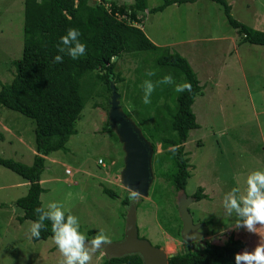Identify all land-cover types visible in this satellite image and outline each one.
I'll return each mask as SVG.
<instances>
[{"label": "rangeland", "instance_id": "1", "mask_svg": "<svg viewBox=\"0 0 264 264\" xmlns=\"http://www.w3.org/2000/svg\"><path fill=\"white\" fill-rule=\"evenodd\" d=\"M22 1L0 0V87L10 83L8 71L13 70L12 62L20 57L22 50ZM115 1L119 4L131 2ZM226 2L232 6L231 16L235 20L264 32V0ZM161 4L162 0H148L149 9ZM178 7L162 14H144L139 27L142 26L144 33L153 40L165 44L171 40L177 43L179 38H198L183 50L198 80L202 72H196L197 65L193 60L197 62L207 54L210 65L222 66L219 79L202 80L209 96H197L192 105L199 128L189 132L184 144L190 174L184 192L191 197L201 189L205 197L194 201L188 211L193 223L201 224L204 242L223 246L226 239L221 236L234 232L246 241L243 251L252 252L258 243H264V226L257 225L255 233L237 227L239 217L235 212L229 215L222 208V199L233 187L243 191L244 178L250 171L264 170V113L258 114L254 103L246 100L259 90L264 96V47L236 44L218 6L208 0H196ZM154 30L157 32L152 34ZM206 37H212L211 41L203 40ZM157 55V51L135 54L134 68L140 69L143 76L147 72L155 74L153 64ZM130 65L133 67L123 62L121 72L132 82L135 74L125 72ZM165 73V76H171L167 73L177 72ZM144 81L138 87H142ZM215 83L217 89L212 86ZM169 85L174 92L177 77H172ZM170 98L172 102L168 101V104L174 108L173 98ZM108 99L100 96L87 102L76 123V132L66 144L67 151L44 158L40 182L44 189L40 201L45 210L50 202L62 204L65 214L78 218L79 230L85 238L87 232H91L90 237L94 239L103 230L108 240L106 244L123 239L126 215V208L120 204L124 191L119 182L123 158L121 145L114 133L102 132L107 126ZM129 101L125 98L122 105L133 116L130 119L140 127L135 113L141 110L130 107V103L126 105ZM199 102L207 111L205 114L198 112ZM159 105L163 108L162 103ZM1 116L0 158L30 166L35 154L32 121L7 110H3ZM159 153L161 149L157 145L150 163L154 180L148 197L133 196L137 201V235L167 255L184 253L192 249L176 237L179 227L175 209L177 193L162 176L167 173L169 161L165 156L156 161L155 156ZM66 169L71 172L68 176ZM23 184L20 177L0 166V264H59L62 256L58 250L50 251L54 246L52 240L33 242L28 233L31 221L20 223L17 220L23 212L14 206V202L26 194ZM104 187L118 191L119 198H107L102 193ZM129 196L132 195L129 193ZM209 232L215 234L207 236ZM101 260L102 255L96 252L91 254L89 264H100Z\"/></svg>", "mask_w": 264, "mask_h": 264}, {"label": "trees", "instance_id": "2", "mask_svg": "<svg viewBox=\"0 0 264 264\" xmlns=\"http://www.w3.org/2000/svg\"><path fill=\"white\" fill-rule=\"evenodd\" d=\"M96 1H22V50L20 57L12 62L13 70L8 71L11 73L10 83L0 87V116L3 110H7L31 120L34 126L35 154L30 166L0 158V166L20 177L26 188V194L14 202V206L23 212L17 219L20 223L38 218L39 214L34 210L42 207L40 197L44 189L40 182L44 158L55 152L67 151L66 144L71 134L76 132V123L85 105L100 96L107 99L110 83L128 118L133 116L122 105L125 98L130 100L126 105L130 103V107L141 110L135 113L140 122V127H137L143 136L146 135L145 139L154 151L157 145L160 146L161 153L156 154V161H161L162 156L169 161L167 173L162 176L172 190L175 193L184 190L190 177L184 144L189 132L198 129L191 107L201 93V87L185 58L170 50L162 52L132 24L142 22V13L143 16L145 12L156 14L170 6L193 4L196 0H162L160 6L151 9L148 8V0H131L128 4H119L115 0H101L98 4ZM208 1L218 6L227 26L234 33L230 34L236 44L264 47V32L235 20L231 16L232 6L226 0ZM69 29L78 30L80 35L76 37V42L85 45L84 55L75 59L69 54V49L74 48L75 43L70 40L64 45L61 42V37L66 36ZM146 51L159 53L153 64L156 78L155 74L143 76L140 69L134 68L135 54ZM56 56L60 57L59 61H56ZM123 62L133 65L125 69V72L135 74L132 82L122 76ZM157 70L161 71L158 73ZM166 71L177 72L184 83L191 85L190 90L176 94L169 84H158L157 81L162 80ZM136 72L139 74L136 75ZM167 74L173 79L176 76V73ZM144 80L152 82L154 86L147 105L143 103V86L138 87ZM170 97L173 98L174 108L168 104ZM102 132L111 133L107 126ZM102 193L111 200L119 198L118 191L105 187ZM191 197L198 202L205 196L198 189ZM131 198L129 192L124 190L121 206L126 208ZM177 221L176 237L180 239L181 222L178 216ZM43 223L45 227L40 231L39 238H32L33 242L51 240V223L47 219ZM213 234L215 232L206 235ZM91 235V232H87L85 241L90 242ZM222 238L226 239L223 246L205 241L195 250L175 254L168 259V264H234V255L244 250L246 241L234 232L228 236L224 234ZM55 250L54 244L50 251ZM100 264H142V261L137 255L109 261L102 256Z\"/></svg>", "mask_w": 264, "mask_h": 264}, {"label": "clouds", "instance_id": "3", "mask_svg": "<svg viewBox=\"0 0 264 264\" xmlns=\"http://www.w3.org/2000/svg\"><path fill=\"white\" fill-rule=\"evenodd\" d=\"M96 2L99 4L101 0H97ZM104 5L105 3H103V6ZM145 14H148V12H145ZM141 15L143 16V13ZM132 25L144 33V28L142 26L141 28L139 27L140 24L133 23ZM79 35L80 33L78 30L69 29L67 35L61 37V42L64 45H67L70 40L75 43V47L69 49V54L73 59L78 56H83L85 53V45L76 42V37ZM55 59L59 61L60 57L56 56ZM147 74L149 76L152 75L151 72ZM171 82V76H164L162 80L157 81L158 84H170ZM153 88L152 82L148 80L144 81L143 103L146 105L150 103L149 98L153 92ZM190 88V84L183 83L176 85L174 90L179 93L186 89L190 90ZM243 184V191H241L239 187H233L224 194L222 208L229 215H231L232 212L236 213L237 217H239L236 224L237 227H243L247 232L255 233L257 225L264 226V170L250 171L244 178ZM131 199H133V197ZM46 209L47 210H45L44 207H39L34 210L35 213L39 215L35 221L30 222L28 233L30 238H39L40 231L45 227L43 223L44 220L47 219L50 221L52 233L51 240L62 256L59 264H89L92 252L99 248L101 244L108 243L107 237L104 235L103 230H101L95 238L90 241L91 248H85L84 241L86 238L79 230L80 225L78 218L72 214L65 215L66 210H64L63 205L58 202H50L47 204ZM203 239L202 243L204 242ZM234 264H264V243H258L252 252L244 251L235 254Z\"/></svg>", "mask_w": 264, "mask_h": 264}, {"label": "water", "instance_id": "4", "mask_svg": "<svg viewBox=\"0 0 264 264\" xmlns=\"http://www.w3.org/2000/svg\"><path fill=\"white\" fill-rule=\"evenodd\" d=\"M109 88L107 127L116 136L123 154L119 173L120 185L133 196L147 198L154 180L150 164L154 150L137 125L123 113L118 95L111 83ZM175 200L176 211L181 222L179 233L181 241L184 244L201 245L204 238L199 231L201 224L193 223L188 211L194 198L187 197L181 189L177 192ZM136 206L137 201L134 198L131 199L126 208L123 239L115 243L101 244L93 253H100L108 261L137 255L142 264H168V259L174 254L167 255L164 250L152 247L146 240L138 238ZM84 247L90 249V242L84 241Z\"/></svg>", "mask_w": 264, "mask_h": 264}, {"label": "crops", "instance_id": "5", "mask_svg": "<svg viewBox=\"0 0 264 264\" xmlns=\"http://www.w3.org/2000/svg\"><path fill=\"white\" fill-rule=\"evenodd\" d=\"M175 8H179L177 5H173V6H170L168 8H166L165 10H163L162 12L158 13V14H162V13H166V12H169V10L171 9H175ZM182 23V22H180ZM145 30V29H144ZM258 30V29H257ZM259 31H262V30H259ZM157 31L154 30L153 32H151L152 34L156 33ZM146 35V34H145ZM146 37L156 46L158 47L159 49H161V51H166V50H170L171 52H175L177 54H179L180 56H182L183 58L187 59V56L184 54L186 53V51H183L184 48L188 45L191 44V41H197L198 38H184V39H181L179 38V42L176 43V40L175 41H168L166 44L165 43H160L156 40H153V38H151L150 36H147ZM212 37H206V38H203V40H206V41H211ZM230 42L232 44L231 46V51L233 50V41L232 39L230 38ZM180 48V49H179ZM179 49V50H178ZM235 49V48H234ZM176 50L178 52H176ZM189 52V51H187ZM231 53V52H229ZM193 62L197 65V69H196V72L198 73V71L202 72L201 74L202 75H199V80L197 78V74L195 73L196 75V78L199 82V85L201 87V94L198 95L202 98H205L206 96H209V93H207L206 91V86L202 83V80H207V81H211L212 79H219V74L221 72V69H222V66H218L217 65H210V61L207 57V54H205L204 58L201 57V60H198L197 62L195 60H193ZM222 62V61H221ZM223 64V62H222ZM190 65V64H189ZM177 74V73H176ZM177 77L178 79V84H183L184 83V80L182 79V77L180 76H175ZM214 89H217V86H216V83L212 85ZM212 86L210 87V89L212 90ZM251 88V87H250ZM249 89V88H248ZM174 93H178L176 91H174ZM264 98V96L262 95V92L259 90L257 93H254L253 96H248V98H246V100L248 101L249 100V103L251 104L254 103L255 107L258 109L257 110V113L259 114H262L264 113V106H262V99ZM195 102V100H194ZM198 112L202 113V114H205L207 111L205 109L202 108V104L201 102L198 103V108H197ZM191 111H192V107H191ZM193 113V112H192ZM194 115V114H193ZM195 116V115H194ZM196 118V117H195ZM197 123V122H196ZM198 125V124H197ZM199 128V126H198ZM262 139V138H261ZM263 141V139H262ZM24 185V184H23Z\"/></svg>", "mask_w": 264, "mask_h": 264}, {"label": "flooded vegetation", "instance_id": "6", "mask_svg": "<svg viewBox=\"0 0 264 264\" xmlns=\"http://www.w3.org/2000/svg\"><path fill=\"white\" fill-rule=\"evenodd\" d=\"M131 197H133V196H131ZM134 198V197H133ZM195 224H197V223H195ZM201 229V228H200ZM200 231V230H199ZM200 233H202L201 231H200ZM203 235H204V233H202ZM205 236V235H204ZM205 238V237H204ZM185 247H188V248H190V249H192V250H195V248H197V247H200V244H198V243H195V244H185L184 245Z\"/></svg>", "mask_w": 264, "mask_h": 264}, {"label": "built area", "instance_id": "7", "mask_svg": "<svg viewBox=\"0 0 264 264\" xmlns=\"http://www.w3.org/2000/svg\"><path fill=\"white\" fill-rule=\"evenodd\" d=\"M70 174H71V172H70L68 169H66V170H65V175L68 176V175H70Z\"/></svg>", "mask_w": 264, "mask_h": 264}]
</instances>
